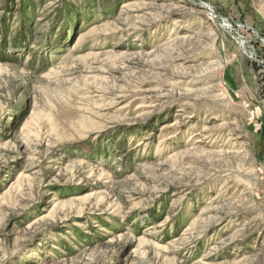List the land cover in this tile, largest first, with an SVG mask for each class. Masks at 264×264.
I'll use <instances>...</instances> for the list:
<instances>
[{"label":"rangeland","instance_id":"obj_1","mask_svg":"<svg viewBox=\"0 0 264 264\" xmlns=\"http://www.w3.org/2000/svg\"><path fill=\"white\" fill-rule=\"evenodd\" d=\"M0 264H264V0H0Z\"/></svg>","mask_w":264,"mask_h":264},{"label":"bare ground","instance_id":"obj_2","mask_svg":"<svg viewBox=\"0 0 264 264\" xmlns=\"http://www.w3.org/2000/svg\"><path fill=\"white\" fill-rule=\"evenodd\" d=\"M210 9V8H209Z\"/></svg>","mask_w":264,"mask_h":264},{"label":"water","instance_id":"obj_3","mask_svg":"<svg viewBox=\"0 0 264 264\" xmlns=\"http://www.w3.org/2000/svg\"><path fill=\"white\" fill-rule=\"evenodd\" d=\"M206 6V5H205Z\"/></svg>","mask_w":264,"mask_h":264}]
</instances>
